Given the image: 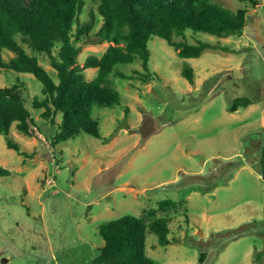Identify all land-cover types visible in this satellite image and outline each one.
Here are the masks:
<instances>
[{
	"label": "rangeland",
	"instance_id": "374dc122",
	"mask_svg": "<svg viewBox=\"0 0 264 264\" xmlns=\"http://www.w3.org/2000/svg\"><path fill=\"white\" fill-rule=\"evenodd\" d=\"M211 2L233 11L241 5ZM245 3L240 35L185 31L189 44L209 42L229 51L206 48L197 58H180L163 38L151 36L153 80L138 79V58L117 64L126 77L109 78L119 104L91 109L100 138L80 132L51 145L57 125L31 106L42 96L41 83L30 73L0 68V87L19 84L37 129L29 137L10 127L12 140L30 155L24 161L0 134V167L10 171L0 175V264H91L103 242L102 222L148 209L169 217L168 244L146 234V254L155 264H264V0ZM91 9L94 33L101 18L92 0H84L77 22ZM76 44L79 63L108 45ZM34 55L56 79L46 55ZM10 56L4 51L5 60ZM183 67L192 68V82L181 75ZM96 72L88 67L83 74L89 80ZM238 96L251 103L229 112ZM163 199L182 203L162 211Z\"/></svg>",
	"mask_w": 264,
	"mask_h": 264
},
{
	"label": "trees",
	"instance_id": "16d2710c",
	"mask_svg": "<svg viewBox=\"0 0 264 264\" xmlns=\"http://www.w3.org/2000/svg\"><path fill=\"white\" fill-rule=\"evenodd\" d=\"M92 1L101 18L94 33H91L96 22L94 10L89 11L86 21L77 22L84 0H0V68L30 73L41 83L42 96L33 97L31 106L40 110L41 118L57 125L51 145L80 132L100 138L91 109L119 104L120 94L109 78L110 74L126 77L117 71V64L131 63L138 58L141 66V70L135 71L138 79L149 82L156 77L148 67L147 42L151 36L163 38L180 58H197L206 48L229 51L225 46L209 42L189 44L184 41L185 31H201L218 37L240 35L249 10L245 1L255 3V0H239L241 5L233 11L211 0ZM74 23L77 24L73 31ZM80 40L108 45L101 54H90L79 63L81 46L76 42ZM4 51L12 53L7 60L3 58ZM35 53L46 55L56 79L39 63ZM88 67L97 72L86 80L83 72ZM181 75L193 81L192 68L183 67ZM250 103L248 97L238 96L232 99L227 110L233 112ZM12 125L26 136L37 135L35 121L25 106L18 83L0 87V134L6 146L21 154L24 161L30 155L25 146L10 137ZM113 136L115 131L102 137L101 142L107 143ZM8 174L9 170L0 167V175ZM259 174L264 182V144ZM181 203V199H163L158 202V209L167 211ZM168 221V216H156L155 209H148L140 216L125 214L102 222L98 234L103 242L91 264H155L146 254V234H155L160 245L168 244Z\"/></svg>",
	"mask_w": 264,
	"mask_h": 264
}]
</instances>
